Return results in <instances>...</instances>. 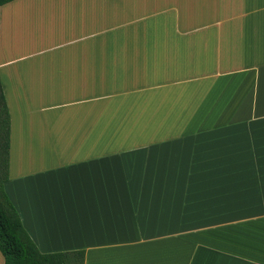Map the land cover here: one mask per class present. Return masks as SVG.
<instances>
[{
  "label": "crops",
  "instance_id": "1",
  "mask_svg": "<svg viewBox=\"0 0 264 264\" xmlns=\"http://www.w3.org/2000/svg\"><path fill=\"white\" fill-rule=\"evenodd\" d=\"M0 80L41 253L264 264V0H13Z\"/></svg>",
  "mask_w": 264,
  "mask_h": 264
},
{
  "label": "trees",
  "instance_id": "2",
  "mask_svg": "<svg viewBox=\"0 0 264 264\" xmlns=\"http://www.w3.org/2000/svg\"><path fill=\"white\" fill-rule=\"evenodd\" d=\"M13 0H0V6ZM10 114L0 80V253L4 264H83V251L41 253L8 198Z\"/></svg>",
  "mask_w": 264,
  "mask_h": 264
}]
</instances>
